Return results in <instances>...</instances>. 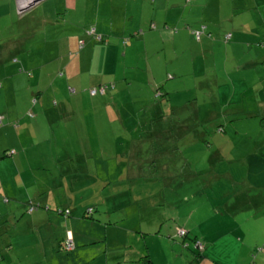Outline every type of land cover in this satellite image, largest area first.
<instances>
[{
  "label": "rangeland",
  "instance_id": "rangeland-1",
  "mask_svg": "<svg viewBox=\"0 0 264 264\" xmlns=\"http://www.w3.org/2000/svg\"><path fill=\"white\" fill-rule=\"evenodd\" d=\"M30 1L0 0V114L4 125L17 124L15 135L0 134V183L7 191L28 189L34 181L74 188L66 192L71 208L41 203L33 214L50 211L93 222L98 232L105 229L108 260L99 264L137 251L152 264H264V189L246 180V156L264 144V37L244 32L246 21L256 24L263 9L255 10L252 0H223L234 7L228 13L216 0H187L169 9L182 10L181 18L171 14L166 24L142 20L123 35L113 70L94 87L107 89L94 95L90 88L74 90L66 81L51 80L56 68L50 62L48 77L40 81L49 87L43 95L58 94V100L51 96L53 105L63 100L59 107L70 108L55 107L47 115L30 103L29 89L38 90L37 76H31L39 65L92 55L82 49L85 40L70 46L69 37L91 36L103 48L114 40L106 42L91 32L93 26L79 34L62 25L57 0ZM229 32L252 43L226 39ZM20 117L38 118L46 129L36 139L48 137L46 144L28 146L21 158ZM164 123L169 135L158 141L153 130ZM12 200L0 203V215L14 206ZM31 214L26 208L18 226L28 231ZM89 227L70 225L74 231ZM31 243L34 238L20 236L12 248L21 258L9 255L0 264H45ZM17 248L26 251L19 254Z\"/></svg>",
  "mask_w": 264,
  "mask_h": 264
},
{
  "label": "crops",
  "instance_id": "crops-1",
  "mask_svg": "<svg viewBox=\"0 0 264 264\" xmlns=\"http://www.w3.org/2000/svg\"><path fill=\"white\" fill-rule=\"evenodd\" d=\"M184 1L187 0H57V3L55 5L57 6L58 9L56 10L55 14L61 16L59 20L62 25L68 26V29H71L73 32H78V33L84 29L87 30V28L90 26H93L95 32H98L100 33V35L102 34V37L103 36L105 37L106 42L109 40L110 36H112L111 38L112 40H114V42H112L108 48H103L101 46L104 45H100L103 43L95 42L91 36H85L86 38L84 36L81 37V35H77V36L75 35L69 37L68 43L70 46L71 45L76 46L80 38L82 39L79 42V44H83L82 40H85V45L83 46L82 49H86V51H89L92 55L85 60L84 59L76 60L74 58V60L59 63L56 61L54 62L52 61V59H50L45 63H41L39 65L40 68L37 69V73L31 76V78L37 76L35 85L38 90L37 92L34 93V91L29 89V94L30 95L32 94L30 103L31 105H34L35 108L34 110L37 111V109L38 110L40 109L42 113L49 115L50 111L55 107L66 110L70 108V106L59 107L63 105L64 103L63 100L58 105L56 106L53 105L51 101V96H52V100L53 99L58 100L59 98L58 94H52L47 98L43 95L46 94L45 91L47 89L49 90L48 86L46 87L47 89H44L43 86L45 85L40 84L41 77L45 79L48 77L47 73H45L44 70L47 64L53 62L56 68L55 76L51 80L66 81L70 85H72V87H74V90H76L77 88H79V90H84L82 88L93 89L94 87L100 85L102 82H105V81H101L102 74H107V72L109 73L113 70V64H115L114 61L119 56L117 51L118 50L117 46H120V43L124 38L123 35L126 32L136 31L139 28V25L142 24V22L144 21L146 22L148 18H150V20L156 19L159 22V24L161 23L160 20H163L165 24L172 21L167 19V17L171 16V14L174 17L180 16L181 18L182 10L174 9L173 13H171L172 11L169 9L171 6L173 7L181 6V2ZM216 1H217V5L219 7L221 6V8L224 9L226 12L229 13L231 11H234V7L225 5L223 0H216ZM252 2L254 3L255 10L263 9V14L260 13L261 19L259 18L258 21L256 20L257 21L256 24H250V20H247L246 29L244 32L249 34H254L256 36L257 34L260 33L264 37V0H252ZM243 6L244 5H242V8ZM114 12H116L115 15L117 16L119 15V19L115 21L112 20V16H114ZM127 16H129V18ZM144 17L146 18L143 19ZM223 21L218 22L216 20L214 23L218 24ZM235 31H240V29L235 28ZM113 35H117L120 37H115ZM235 38L240 39L239 42H244L246 44L252 43V39H249L248 37L245 38L240 36V34L233 35L231 33V37L229 40ZM263 45L264 42L260 47H262ZM100 48L102 50H99ZM76 52L77 54H79L78 50L73 51L74 54ZM107 56L110 57L108 58ZM57 72L60 77L56 75ZM91 81H94V83H92ZM3 82L7 83L6 88L9 91L7 97H10V93H11L9 90V88H11L10 82L6 78H4ZM57 89L58 88H56V90ZM76 96L77 95H75V97ZM34 98H35V102H34ZM66 99L67 96L65 97V100ZM5 114H7L6 110H5ZM0 116H1L0 134L15 135L14 128L17 127V124L13 125L14 128L9 125H4L3 124L4 114L3 115L0 114ZM32 116L33 114L31 116H28L26 114V117H32ZM19 122L23 125L22 132L18 133L19 135L16 134V136L18 135L17 142L19 145L18 144L17 145L19 147V150L22 149L23 151L22 154L19 155L21 158V156L26 151L25 149L28 146H37L39 144H46L45 141L47 140L48 137L46 134L44 135L45 137L43 138L38 137L40 139H36V136L43 135V131L46 129L44 124H40L38 122V118L35 121H32L30 119L28 120L27 118L20 117ZM47 122H51V121L48 119ZM24 134L27 135L22 137L25 139L21 140V135ZM132 143H134V145H137V142L135 143V141H133ZM86 144H88V141L86 142ZM12 154H14V152ZM3 155L4 153L0 151V160L3 158ZM7 155H11V154H7ZM10 160L11 159H5V161H10ZM22 161L24 162L26 161V159H22ZM36 168H31L30 170ZM20 170L21 169L18 168V172L16 173L18 177H21V174L19 173ZM22 170L25 172L30 171L27 169H22ZM1 173L2 171L0 172V180H2ZM6 176L10 177L9 175ZM46 176H50V175L47 174ZM9 180L10 179H8V181ZM34 182L35 184H33L28 189L26 187L24 188L20 184L21 186L19 187L18 191H10V192H8L7 189L4 187V185L0 183V191H1L0 203L2 202L7 203L10 201V199H13L12 202H14L13 203L14 206L7 207L8 213L6 215H0V226H2V228H0V235H3L2 236L3 242L0 245V252L3 251L4 254L2 255L0 261L9 255L15 258H21V256L17 254L13 255V248H12V246L18 243V240H20V236L24 237L25 239L29 237L34 238L36 244L34 245L31 243V246H34L36 252L38 249L39 253L37 252V254H40L42 256V260L45 262V264H99L102 258L108 260L107 250L105 245L106 231L104 229L103 232H98L97 227L98 228L100 227L97 224L90 222L88 220L80 219L78 217H71L69 218V220L67 219L65 220L61 216L55 215L50 211L43 210L45 215H41L38 212L33 214L34 212L32 211L31 212L32 214L27 218V225L29 226V230H28L29 232L24 227L18 226L20 220L19 216L23 213V211H26L25 203L29 198L37 199L41 201V203L50 206L54 204L55 206H57L56 203L57 204L62 203L64 205H60V206L69 207V205L72 204L71 197L67 195L66 192L68 190L73 191L74 188H72V190L69 189L67 184H64V182L55 184L53 186L47 184H40L39 182L37 183L36 181ZM61 187H65L61 191L62 194L61 192L59 193ZM58 193L61 194L60 195L62 196L61 198L57 197ZM79 222L90 223V227L79 231H74L70 228V225H74ZM67 233H70L72 237V241L74 243L73 249L69 251H65L60 246L61 240L63 239L65 234L67 235ZM32 235L34 237H32ZM16 251H18L19 254H21V252H25L26 249L17 248ZM138 252L139 251L132 252L131 254L125 252H121V254H113L112 258L115 259V261H113L112 264H127V263L136 264L140 256H142L141 253ZM21 261L22 260L20 259V262ZM14 264H15V260H14Z\"/></svg>",
  "mask_w": 264,
  "mask_h": 264
},
{
  "label": "trees",
  "instance_id": "trees-1",
  "mask_svg": "<svg viewBox=\"0 0 264 264\" xmlns=\"http://www.w3.org/2000/svg\"><path fill=\"white\" fill-rule=\"evenodd\" d=\"M228 35H229L228 39H230L231 33L229 32ZM34 102H35V98H34ZM169 129H170V126L169 125L166 126L165 123L162 126L160 125V127L156 129L158 130V132L154 129L153 131H155L157 140L159 141L160 139H164L165 137H167L169 135L168 133ZM257 149L250 152L246 156V164H247V171H248L246 180L251 186H254L255 188L264 189V144L259 146ZM25 204H26L25 208H27L29 212H32L37 208V205H41V201L38 200L34 202L33 199H28ZM91 209L92 208L89 207L88 210L90 211ZM64 211L65 210H60L59 212L60 214L67 216L69 211L68 210H66L65 212ZM184 234H186V232H184ZM65 239H66V234L64 235L63 239L60 242L61 243L60 246L63 249H64L63 245H64ZM136 264H152V261L147 254H143L142 256H140Z\"/></svg>",
  "mask_w": 264,
  "mask_h": 264
},
{
  "label": "built area",
  "instance_id": "built-area-1",
  "mask_svg": "<svg viewBox=\"0 0 264 264\" xmlns=\"http://www.w3.org/2000/svg\"><path fill=\"white\" fill-rule=\"evenodd\" d=\"M93 30L94 29H91V32H93ZM198 35H199V33H198ZM95 38L97 40H100L101 39V36L100 35H95ZM228 38H229V35L226 36V39H228ZM106 89H107V86L101 85V86H99L98 89H95V88L90 89V93L92 95H94V94L98 93V91L104 92ZM0 118H1V116H0ZM11 152H13V150ZM178 232H179V234H184L185 231L183 229H181ZM63 246H64V249H66L68 251L73 249L74 244H73L72 237H71L70 233H67L66 239L64 241V245Z\"/></svg>",
  "mask_w": 264,
  "mask_h": 264
},
{
  "label": "water",
  "instance_id": "water-1",
  "mask_svg": "<svg viewBox=\"0 0 264 264\" xmlns=\"http://www.w3.org/2000/svg\"><path fill=\"white\" fill-rule=\"evenodd\" d=\"M36 1H37V0H31V1L29 2V4L32 5V4H34Z\"/></svg>",
  "mask_w": 264,
  "mask_h": 264
},
{
  "label": "bare ground",
  "instance_id": "bare-ground-1",
  "mask_svg": "<svg viewBox=\"0 0 264 264\" xmlns=\"http://www.w3.org/2000/svg\"><path fill=\"white\" fill-rule=\"evenodd\" d=\"M24 1L28 2V0H24Z\"/></svg>",
  "mask_w": 264,
  "mask_h": 264
}]
</instances>
